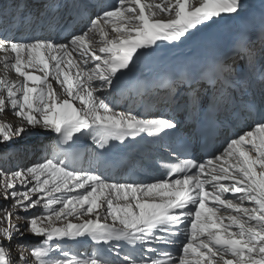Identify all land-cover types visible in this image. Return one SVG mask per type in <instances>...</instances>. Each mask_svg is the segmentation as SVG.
I'll return each instance as SVG.
<instances>
[{
	"label": "snow or ice",
	"instance_id": "6c2138e0",
	"mask_svg": "<svg viewBox=\"0 0 264 264\" xmlns=\"http://www.w3.org/2000/svg\"><path fill=\"white\" fill-rule=\"evenodd\" d=\"M45 3L38 14L17 3L11 27L27 34H0V66L15 75L0 78V114L11 110L19 120L0 122V144L36 129L54 136L39 162L0 169V196L10 201L0 206V264H264V103L237 106L250 127L206 160L169 145L175 162L161 163L160 179L109 181L74 166L82 137L103 154L116 144L177 136L173 118L119 109L112 91L128 87L119 82L142 58L240 18L244 0H115L95 13L82 0ZM84 17L83 29L69 30ZM33 31L66 35L58 41ZM238 48L253 61L243 35ZM226 70L218 61L198 74H174L163 81V99L179 107L184 88L186 110L214 108ZM202 82L213 89L210 99L196 87ZM25 234L38 246L21 244ZM14 239L18 259L9 251ZM84 241L100 247L90 253L69 247ZM175 246L178 256L167 250Z\"/></svg>",
	"mask_w": 264,
	"mask_h": 264
},
{
	"label": "bare ground",
	"instance_id": "6f19581e",
	"mask_svg": "<svg viewBox=\"0 0 264 264\" xmlns=\"http://www.w3.org/2000/svg\"><path fill=\"white\" fill-rule=\"evenodd\" d=\"M85 1H87V0H82L83 3H85ZM156 2H159V0H156ZM194 2H198V0H194ZM63 3H64V0H62V5H63ZM263 3H264V0H244L245 11L242 13L240 18L228 21V22L223 23V24L212 25L210 27H215L219 31L220 36L222 38H224L225 40H229L232 37V35L235 32H237V30L239 29V26H241V25H244L245 29L251 31L252 29H254V27L257 25V23L259 21L260 14L257 13L256 11L260 8V6ZM24 5H26L27 8H29L33 12H36L37 14L39 13L38 9H40V8H39V4L38 3H34L32 0H26L23 3V6ZM100 5H101V7H106L105 4L100 3ZM62 11H63V7H62ZM210 27H208V28H210ZM208 28H205L202 31H204V30H206ZM77 29H78V27H77ZM77 29H75V31ZM199 34H200V32L197 33L195 36H193L191 39L187 40L184 44L180 45L179 47H175V48H173V47H162V49L164 50L163 59L165 60V63L166 64H171L178 53L188 54L195 46H197L200 43L201 37L199 36ZM237 57H238L237 55H230V56L227 57V60L225 61L226 62L225 65L227 66L226 72H229L231 74L232 62ZM239 72H240L241 76H239V78H237L235 80V82H234L236 88L240 89L242 87L241 84L239 83L240 79H244V78L248 79V77L250 76V79L253 80L254 83H256L258 85V88H259V91L257 93H254V95L255 96H259L264 101V93L260 89L262 84H261L260 81H258L254 77L253 65H252V62L249 60L248 57L246 59L245 64H240L239 65ZM5 75H7L8 79H15L14 73L8 72L6 74L4 69L0 70V78H4ZM231 76H232V74H231ZM53 84L55 86V82H53ZM202 87H203V89H200V91H207V94L212 92L211 90L207 89V85L206 84H203ZM166 106H168V104H165L162 108H166ZM220 110L222 111L221 108H220ZM165 112L167 114H171L170 109L165 110ZM1 122H5V121H1ZM37 135H39V136H37ZM29 136L32 137V140L39 139V138H42V137L45 138V139L49 138L54 144V136L51 133L44 132V131H42L40 129H36L35 133L31 134ZM35 151H36V149L34 148L33 149L34 156L36 155ZM16 155H17V153H15L14 156H16ZM71 243H73V242H71ZM87 243L88 242L84 241V242L79 243V244L81 246L85 247L87 245Z\"/></svg>",
	"mask_w": 264,
	"mask_h": 264
},
{
	"label": "rangeland",
	"instance_id": "374dc122",
	"mask_svg": "<svg viewBox=\"0 0 264 264\" xmlns=\"http://www.w3.org/2000/svg\"><path fill=\"white\" fill-rule=\"evenodd\" d=\"M86 23H84L83 28ZM261 46H262V43L260 42V45H258V47L250 50L251 57L253 58V63L257 67L264 65L263 64L264 63L263 62L264 61V51H259ZM240 61H242V59H239L238 61L234 63V65L236 66V71L238 69L237 66L240 63ZM1 121H5L6 123H9L13 126H16L17 123H19V120L11 113V110H6L5 113L0 114V122ZM44 139L45 138L42 137L39 139L32 140L31 136L25 135L24 137L19 138V139L13 138V140L8 144H0V160L2 161L3 166H4V167H0V169H3L5 171H11V170H16L17 168H24V167L30 166L33 163L39 162L40 159L42 158L41 156L42 147H39L37 145L42 144ZM34 148L37 149L35 151L36 157L33 154ZM11 152H18V154L23 155L24 160L21 163V165L19 161L22 157L20 155L11 156ZM44 152L45 151L43 150V154ZM7 203H10V201H4L3 197L0 196V206H4ZM36 211L37 210H33V212H36ZM30 214L31 213H22V215H30ZM14 222L20 223V224L23 223V221H14ZM19 242L25 246H29V248L31 246H38L37 244H35L34 238L29 234H25V236ZM16 244H17V240L14 239L9 248L10 254L13 259H18V256H19V252L16 248ZM80 251L82 250L75 248L73 252H80ZM25 255H28V252H25Z\"/></svg>",
	"mask_w": 264,
	"mask_h": 264
}]
</instances>
